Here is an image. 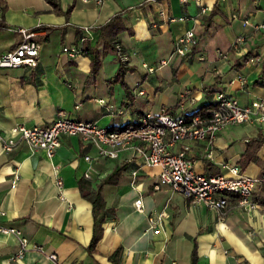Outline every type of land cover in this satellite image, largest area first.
<instances>
[{"label":"crops","instance_id":"1","mask_svg":"<svg viewBox=\"0 0 264 264\" xmlns=\"http://www.w3.org/2000/svg\"><path fill=\"white\" fill-rule=\"evenodd\" d=\"M3 1L7 7L5 27H0V56L18 44L20 27L32 30L41 44L36 67L0 69V134L5 138L17 125L48 126L59 112L76 121L121 127L163 109L172 116L192 114L211 103L217 92L235 97L242 106L264 98V30L252 33V27H243L240 20L264 23V0H204L208 10L203 15L195 3L179 0H59L60 13L52 12L45 0ZM161 9L164 16L159 15ZM232 13L239 18L231 20ZM118 14L126 30L118 34L116 45L126 60L107 53L99 72L92 75L87 56L70 59L62 52L64 46H81L84 37L93 46L99 35L96 27ZM170 17L176 20L168 21ZM191 28L197 46L185 56L173 54L174 41ZM239 34L245 35L240 53L229 52ZM217 50L228 52L227 59L218 58ZM119 61L129 70L116 81ZM100 99L103 104L97 102ZM259 133H264V122L238 124L224 127L209 147L205 141H185L173 150L187 147L194 167L199 165L205 176L227 175L221 165L228 164L260 177L264 144L255 161L239 163L248 139ZM86 154L94 156L95 149L77 136H62L51 159L40 150L31 152L22 142L5 153L0 142V223L19 229L29 245L19 261H11L18 239L0 233V264H55L47 253H54L58 264H110L108 257L118 247L121 264H190L194 245L195 264H264V184L253 194L262 206L245 212L230 197L227 214L218 217L166 187L154 191L158 169L141 166L136 153L125 151L117 159L90 164L83 159ZM128 157L130 162H125ZM123 165L119 178L102 187L107 206L115 212L103 224L96 253L89 255L91 207L78 181L89 173L94 188L115 166ZM132 169L137 171L134 185ZM58 178L64 199L59 197ZM139 195L142 212L134 206ZM161 212L167 217L155 232L148 220Z\"/></svg>","mask_w":264,"mask_h":264},{"label":"built area","instance_id":"2","mask_svg":"<svg viewBox=\"0 0 264 264\" xmlns=\"http://www.w3.org/2000/svg\"><path fill=\"white\" fill-rule=\"evenodd\" d=\"M152 1L155 2V0ZM179 1L183 4L195 3L201 15L208 10L204 0ZM96 2L100 3L101 0H96ZM159 15L164 16L162 9L159 10ZM238 18L236 13L230 16L231 20ZM183 19L182 17L177 18V20ZM174 20H176L174 17L168 19L171 22ZM240 20L243 27H252V33L264 30V23L254 25L250 23L249 18ZM84 31L89 34L90 29L84 28ZM16 32L20 35V41L14 48L0 56V69L34 68L38 64L41 44L35 40V33L22 27L16 29ZM86 39L85 37L81 39V46ZM244 40V34L237 35L230 45L229 52L240 53ZM197 44L198 38L191 28L174 41L172 53L185 56ZM81 46H64L62 52L72 59L82 54ZM115 53L121 60L127 59L120 45L115 46ZM216 55L218 58L227 59L228 52L217 50ZM198 59L203 58L198 57ZM164 64L165 61L160 62V65ZM151 70L149 68V71ZM237 79L244 82L242 76H238ZM213 100L215 107L205 116L198 114L190 118L184 115L172 116L163 109L157 114H145L136 123L124 127H101L94 122L73 120L66 113L59 112L48 126L17 125L11 129L9 137L5 138L0 134V142L5 153L12 151L17 142H22L31 152L40 150L48 159H51L60 146L62 136H77L95 149L94 156L86 154L83 157L89 164L100 159H117L120 153L131 151L139 156L141 166L158 169L156 181L152 184L154 191L166 187L172 192L180 193L191 204L203 205L218 217H223L228 210L230 197L234 200L236 207L249 212L262 206L253 200V194L258 185L264 184V175L247 176L238 165L222 164L221 167L226 169L227 175L205 176L195 171L194 161L187 154V147L181 151L173 150L177 144L185 141H205L209 147L224 127L264 122V98L253 102L250 106H242L235 97L217 92ZM97 102L103 104L104 101L100 99ZM180 109H183L182 105ZM124 161L130 162V158ZM136 176L137 171L132 169L131 184L133 185ZM83 177L87 180L92 179L89 173H84ZM56 185L59 197L64 199L61 193L62 180L58 178ZM134 206L136 211H143L140 195L134 201ZM166 217L167 214L164 212L159 213L155 218L149 217V228L155 229V232L160 231L163 225L162 219ZM0 233L17 237L19 248L11 261H19L29 248L27 239L16 227L1 223ZM33 247L40 252H45L41 246L34 245ZM46 256L58 264L54 253H47ZM237 264H245V262L238 260Z\"/></svg>","mask_w":264,"mask_h":264},{"label":"trees","instance_id":"3","mask_svg":"<svg viewBox=\"0 0 264 264\" xmlns=\"http://www.w3.org/2000/svg\"><path fill=\"white\" fill-rule=\"evenodd\" d=\"M51 7L52 12L60 13L59 0H45ZM161 2L163 0H157ZM6 4L3 0H0V27L4 26V12L6 10ZM70 8L65 12L68 15ZM99 32L98 38L93 46L90 45L89 41H83L81 46V53L88 57L90 61V73L96 75L101 67V61L105 54L114 53L115 46L119 43L117 38L118 34L126 30L124 21L120 14L113 16L106 23L99 25L95 29ZM129 70L120 61L118 70L116 73V81L121 79L124 72ZM262 77H264V61L262 66ZM258 83V82H257ZM214 96V95H213ZM212 96V100H213ZM215 107V101L202 105L198 110L192 114L184 115L186 118L193 117L195 115L205 116L208 115L212 109ZM123 125L121 127H124ZM115 127V126H114ZM264 144V133H259L256 137L248 139L247 148L244 154L239 159V163L242 165L248 164L251 161L256 160V153L260 147ZM125 165L115 166L112 173L104 177L100 182H98L95 187L91 186V182L85 178H81L78 181L79 192L81 196L90 203L91 207V217H92V227H91V237L88 245L86 246V251L89 255L96 253V245L103 235V224L108 217L114 216L115 208L112 206H107L103 196L102 187L107 184H113L120 176L121 172L125 170ZM264 204V203H261ZM122 247L116 248L111 255L108 257L110 264H121ZM197 258L196 247L194 245L191 252V262L190 264H195Z\"/></svg>","mask_w":264,"mask_h":264},{"label":"rangeland","instance_id":"4","mask_svg":"<svg viewBox=\"0 0 264 264\" xmlns=\"http://www.w3.org/2000/svg\"><path fill=\"white\" fill-rule=\"evenodd\" d=\"M241 12H244L243 10ZM261 36V35H260ZM195 170L198 172H201L200 166L199 165H195ZM104 170H102L101 172L103 173ZM107 191V189L105 190V192ZM228 211V210H227ZM227 211L225 212L224 216L227 214Z\"/></svg>","mask_w":264,"mask_h":264}]
</instances>
